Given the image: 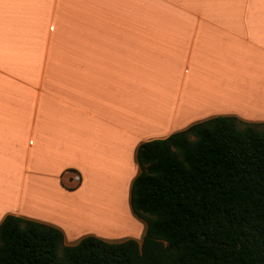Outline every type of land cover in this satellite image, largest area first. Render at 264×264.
Wrapping results in <instances>:
<instances>
[{
  "label": "crops",
  "instance_id": "0c3cea01",
  "mask_svg": "<svg viewBox=\"0 0 264 264\" xmlns=\"http://www.w3.org/2000/svg\"><path fill=\"white\" fill-rule=\"evenodd\" d=\"M217 115L264 121V0H0V223L99 235L138 146Z\"/></svg>",
  "mask_w": 264,
  "mask_h": 264
},
{
  "label": "trees",
  "instance_id": "16d2710c",
  "mask_svg": "<svg viewBox=\"0 0 264 264\" xmlns=\"http://www.w3.org/2000/svg\"><path fill=\"white\" fill-rule=\"evenodd\" d=\"M132 212L141 240L87 235L22 216L0 223V264H264V121L217 115L141 143Z\"/></svg>",
  "mask_w": 264,
  "mask_h": 264
},
{
  "label": "rangeland",
  "instance_id": "374dc122",
  "mask_svg": "<svg viewBox=\"0 0 264 264\" xmlns=\"http://www.w3.org/2000/svg\"><path fill=\"white\" fill-rule=\"evenodd\" d=\"M248 121H251V122H261V121H256V120H248ZM106 171H107V174L111 177V179L108 177V180L115 181L114 179H115L116 176H114V175L112 176L110 174V170H106ZM115 182L117 183V181H115ZM123 187L124 186H122V191H123L122 192V195L120 194L121 195V199L122 198H125V187L124 188ZM120 190H121V188H120ZM96 191H97V189H96ZM94 196L95 195H92V197H94ZM92 197H90V198L92 199ZM113 197H114L113 195L109 196V199H110L109 201L111 202V205H112L111 206V209H113V210L115 209V215H117V216L119 215V218H122L123 217L121 223H118L115 220V218H117L116 216H111L109 214L110 216H109V220H108L109 221L108 227H97V226H93V228L81 227L78 230L82 231L84 229H86V230L87 229H94V230L98 231V233H100L99 235H96V236H99V237H101L103 239H106L108 241H113V242L122 241V240H125V239H128V238H134V239H137L138 240V237H139L138 236L139 226L137 224L140 223V224L145 225V226H146V224L144 223L143 220L139 219L132 212L130 206L129 207L126 206L127 205L126 204V200H124V202L121 199H119V200L118 199H114L113 200ZM76 201H78V202H76ZM80 202H82V203H88V200L81 201L80 199H77V200L74 201V205H75V203L76 204H79ZM92 203H93V201H92ZM80 205L81 204L76 205L77 208ZM122 205H124V206H122ZM82 208L83 207H80V209H77L76 212L79 211V210H81ZM120 213H121V215H123L122 217L120 216ZM117 223L119 225L116 226L115 224H117ZM145 229H146V227H145ZM145 229L143 230L142 235L145 233ZM87 235H91V234H87ZM87 235H85V236H87Z\"/></svg>",
  "mask_w": 264,
  "mask_h": 264
},
{
  "label": "bare ground",
  "instance_id": "6f19581e",
  "mask_svg": "<svg viewBox=\"0 0 264 264\" xmlns=\"http://www.w3.org/2000/svg\"><path fill=\"white\" fill-rule=\"evenodd\" d=\"M96 200L101 202V199H99V198L96 199ZM96 217L97 218L95 220H89L87 225H84L83 227H85V226H87L88 228H93V226L108 227L109 221L107 219H105V218H103L102 216H99V215H96ZM79 228H81V227H79Z\"/></svg>",
  "mask_w": 264,
  "mask_h": 264
},
{
  "label": "built area",
  "instance_id": "2783aa9c",
  "mask_svg": "<svg viewBox=\"0 0 264 264\" xmlns=\"http://www.w3.org/2000/svg\"><path fill=\"white\" fill-rule=\"evenodd\" d=\"M73 179H74V181L79 182L81 179L80 174H78V173L74 174Z\"/></svg>",
  "mask_w": 264,
  "mask_h": 264
}]
</instances>
